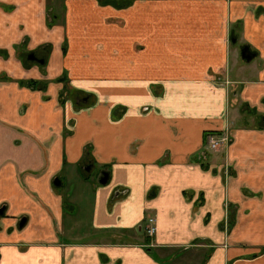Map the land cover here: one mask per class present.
<instances>
[{
	"label": "crops",
	"instance_id": "1",
	"mask_svg": "<svg viewBox=\"0 0 264 264\" xmlns=\"http://www.w3.org/2000/svg\"><path fill=\"white\" fill-rule=\"evenodd\" d=\"M49 4L0 0V264H264V0Z\"/></svg>",
	"mask_w": 264,
	"mask_h": 264
},
{
	"label": "rangeland",
	"instance_id": "2",
	"mask_svg": "<svg viewBox=\"0 0 264 264\" xmlns=\"http://www.w3.org/2000/svg\"><path fill=\"white\" fill-rule=\"evenodd\" d=\"M48 1H50V4L46 8H49V10H52V13H53V9H55L58 13H60L61 16L65 15L66 11H64V6H61V4H64V0H48ZM49 14H50V12L48 11V15ZM53 14H55V13H53ZM49 24H50V22H49ZM49 24H47V26L50 29L52 24L51 25H49ZM28 41L30 42V39H28L27 36L24 37L21 41H19V43H17L13 47L14 48L13 52H7L6 50H0V56H2L5 60L8 59V58H13L15 60L20 61L19 55L26 54L29 51V49H28V47H29ZM39 49H40V47H38V49H33L32 51H36V50H39ZM35 66H37V64H34V65H29L27 63L24 64V68H26L27 70H29V69H31V68H33ZM40 69L41 68H39V71L42 70V69L41 70ZM208 151H209V154H213L215 152H220L219 150H217V151L208 150ZM222 173H223V171H222ZM226 175L229 176V177L231 176L229 171H228V174L226 173ZM228 213H229L228 215H230L231 212L229 211ZM231 217H233L232 213L228 217L226 224L223 225V230L226 231V232L229 231L230 228H232V226L230 225V223L232 222V220H231L232 218ZM147 234H148V232H147Z\"/></svg>",
	"mask_w": 264,
	"mask_h": 264
},
{
	"label": "built area",
	"instance_id": "3",
	"mask_svg": "<svg viewBox=\"0 0 264 264\" xmlns=\"http://www.w3.org/2000/svg\"><path fill=\"white\" fill-rule=\"evenodd\" d=\"M230 142H231V138L226 133H222V134L211 133L209 135H206V149L207 150L217 151L221 148L227 147ZM226 173L228 174V170H225V174ZM155 231H156V226L154 224V219L149 218L148 225H147L148 235L153 236Z\"/></svg>",
	"mask_w": 264,
	"mask_h": 264
},
{
	"label": "flooded vegetation",
	"instance_id": "4",
	"mask_svg": "<svg viewBox=\"0 0 264 264\" xmlns=\"http://www.w3.org/2000/svg\"><path fill=\"white\" fill-rule=\"evenodd\" d=\"M19 59L20 62H22V64H26V63L29 65L37 64L38 66H43L45 64V59L43 57H39L35 55V53L33 52H27L26 54H21L19 55ZM106 175L107 174H104L102 180L106 178Z\"/></svg>",
	"mask_w": 264,
	"mask_h": 264
},
{
	"label": "water",
	"instance_id": "5",
	"mask_svg": "<svg viewBox=\"0 0 264 264\" xmlns=\"http://www.w3.org/2000/svg\"><path fill=\"white\" fill-rule=\"evenodd\" d=\"M242 55H243V58L246 59V60H251L252 59V56L248 53V48L245 47L242 51ZM103 183H105V178L103 179ZM24 224V221L21 222L20 226H22Z\"/></svg>",
	"mask_w": 264,
	"mask_h": 264
}]
</instances>
